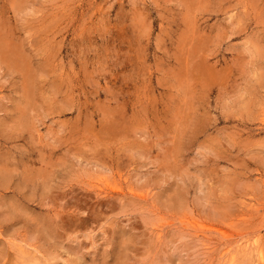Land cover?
Here are the masks:
<instances>
[{
  "label": "rangeland",
  "instance_id": "rangeland-1",
  "mask_svg": "<svg viewBox=\"0 0 264 264\" xmlns=\"http://www.w3.org/2000/svg\"><path fill=\"white\" fill-rule=\"evenodd\" d=\"M263 259L264 0H0V264Z\"/></svg>",
  "mask_w": 264,
  "mask_h": 264
},
{
  "label": "bare ground",
  "instance_id": "bare-ground-1",
  "mask_svg": "<svg viewBox=\"0 0 264 264\" xmlns=\"http://www.w3.org/2000/svg\"><path fill=\"white\" fill-rule=\"evenodd\" d=\"M259 261H261V260H259ZM263 261H264V259H263ZM262 264V263H261ZM264 264V263H263Z\"/></svg>",
  "mask_w": 264,
  "mask_h": 264
}]
</instances>
